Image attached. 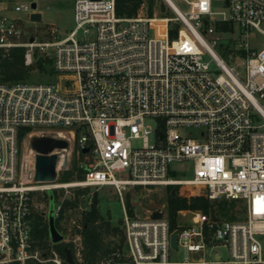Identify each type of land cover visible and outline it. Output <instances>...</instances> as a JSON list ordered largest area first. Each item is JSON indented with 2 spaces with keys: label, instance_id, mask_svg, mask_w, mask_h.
I'll list each match as a JSON object with an SVG mask.
<instances>
[{
  "label": "built area",
  "instance_id": "1",
  "mask_svg": "<svg viewBox=\"0 0 264 264\" xmlns=\"http://www.w3.org/2000/svg\"><path fill=\"white\" fill-rule=\"evenodd\" d=\"M9 1L0 0V51L24 48V63L35 70L36 55L50 57L53 47L54 76L0 82V264H66L53 243H36L30 215L34 191L69 186H111L119 195L123 243L96 264H264V212L255 203L264 197V40L255 49L249 42L250 28L264 39V0H181L185 10L154 0L151 13L144 0L132 17L116 14V0H72L74 28L46 42L7 13ZM38 1L13 11L32 21ZM225 23L232 29L219 27ZM224 36L236 40L226 58L217 50ZM34 135L68 143L48 153L57 156L53 181L34 179ZM72 153L83 178L57 183ZM184 162L192 177H174V165ZM161 186L187 198L240 200L244 218L189 208L171 217L166 202L129 213L127 188ZM154 210L161 218L150 217ZM73 232L64 242H72L75 264H84L81 234Z\"/></svg>",
  "mask_w": 264,
  "mask_h": 264
},
{
  "label": "rangeland",
  "instance_id": "2",
  "mask_svg": "<svg viewBox=\"0 0 264 264\" xmlns=\"http://www.w3.org/2000/svg\"><path fill=\"white\" fill-rule=\"evenodd\" d=\"M32 0H10L8 5L10 6L7 13L9 15L15 16L20 20L21 25L27 31V35L34 36L36 41L46 42L54 41L57 39H62L68 35V33L74 28L73 20V1L72 0H41L37 2L36 10L41 13V20L38 22H32L27 18V13L14 12L13 6L19 3H30ZM181 9H187L181 0H173ZM221 8L217 6L214 10H220ZM168 16H173L174 14L167 10L165 12ZM264 29V24H262ZM55 30V36L50 34V31ZM250 46L251 48H260L263 43V37L255 29H249ZM23 40H27L24 36ZM236 43V40H231L229 37L224 36L220 40V44L217 47L219 54L226 58L227 48ZM54 52V48L50 47L47 50V56L51 59ZM52 60V59H51ZM52 67V61H51ZM48 68V67H47ZM49 76L41 73L39 70H33L30 73L28 82L29 83H46L49 82ZM148 122L151 125H155L153 119H149ZM182 130H180L181 132ZM134 146L140 145L139 141L133 142ZM26 147V144H25ZM23 146V149H25ZM80 157L76 153H72L68 159V167L64 171L58 174L57 183L74 182L80 180L78 178L80 171ZM174 167L177 172L174 177L179 178H191L192 177V163L184 162L182 164H176ZM70 172L72 174H70ZM66 180V181H65ZM174 187H170L173 189ZM86 190L84 193L79 194L77 197L78 204L76 207L67 209L65 211L64 218L60 222L61 234H66L70 238H74L73 230H77L80 233V229H76V225L82 226V215L84 211L88 210L93 197L96 196L98 199V209L104 218L103 220L109 221L110 226H118L121 228V218H122V206L119 200V195L116 190L111 186L102 187H80V186H69L67 188H57L47 191L37 190L31 195L33 196V207L36 212L48 214L51 207H56L59 200L62 198H73L75 191ZM169 188L152 187V188H127L123 193V199L126 200L128 196L130 199V207L132 211L135 210L137 213L144 215L148 210H152L166 202V195ZM59 195L58 200L56 198H50V195ZM205 200V198H202ZM208 210L211 209V213L216 218H221L224 220H241L244 218V204L240 200H230V199H219L212 202L208 201ZM214 208V209H213ZM71 228V233H68V229ZM49 237V236H48ZM118 240L117 235L112 233L104 234V243L111 246L113 242ZM49 243H52L49 237ZM60 244V243H59ZM174 254L179 255V258L184 256L186 252L183 249H179Z\"/></svg>",
  "mask_w": 264,
  "mask_h": 264
},
{
  "label": "trees",
  "instance_id": "3",
  "mask_svg": "<svg viewBox=\"0 0 264 264\" xmlns=\"http://www.w3.org/2000/svg\"><path fill=\"white\" fill-rule=\"evenodd\" d=\"M144 0H116V14L118 16L132 17L134 16L140 5ZM149 12H152V6L154 0H146ZM222 29H232V26L225 23L222 26H219ZM175 33L173 30L170 31V36L174 37ZM24 48L17 47L11 49L8 53L0 51V82L11 85L15 83H29L28 79L31 71L34 70L33 66H28L24 63ZM51 59L48 57L37 56L35 60L36 69L41 73L49 76L51 81L54 76V70L51 67ZM48 67V68H47ZM26 130V129H24ZM21 132V136H22ZM78 136V134H77ZM79 179L83 178V170L80 168ZM70 174H72L70 172ZM66 181V180H65ZM86 190L75 191L74 197L64 198L61 203V210L59 217H55V226L60 230V222L64 218L65 211L67 209L76 207L78 204L77 197L79 194L84 193ZM171 189L166 195V204L168 212L171 217L174 216V213L178 209H202L203 212L208 210V199L206 197H191L187 198L186 196H178L176 194L172 195ZM53 198L58 200L59 195H54ZM202 198H205L202 199ZM130 198L127 196L125 200L126 208L129 213H132V208L130 207ZM31 225L32 233L36 240V243L41 247L49 246V231H48V219L47 215L43 213L36 212L32 208L31 215ZM99 209H98V199L96 196L93 197V200L90 204L88 210L84 211L82 215V226L80 229L82 249L81 255L84 264H96V262L105 254L110 251L120 248L123 243V234L122 229L118 226H110L109 221L103 220ZM122 222V219L120 220ZM112 233L113 235L118 236V240L113 242L111 246L104 243V234ZM63 245L71 248L74 253L72 242H61L60 244H54V247L58 250L59 254L65 258L63 253Z\"/></svg>",
  "mask_w": 264,
  "mask_h": 264
},
{
  "label": "water",
  "instance_id": "4",
  "mask_svg": "<svg viewBox=\"0 0 264 264\" xmlns=\"http://www.w3.org/2000/svg\"><path fill=\"white\" fill-rule=\"evenodd\" d=\"M32 8H36V4H31ZM32 21L38 22L41 20V13L33 12L30 16ZM207 23V21H205ZM35 68V66H33ZM30 147L35 151L34 157V168H35V181H53L56 177V154H48L54 148H67L68 143L66 140L62 138H57L51 135L38 136L34 135L31 137L29 141ZM84 150V152H86ZM67 164V159L64 160L62 168H65ZM172 195L175 194V190H172ZM50 198H53V194L50 195ZM162 212L158 210H154L150 217L152 219L161 218ZM48 231L49 237L53 244H59L64 241V236L59 232V230L55 226V218H54V207H51L48 214ZM171 243L173 246L176 245L175 234L171 236ZM63 253L65 256L66 264H75V260L73 257L72 249L63 245Z\"/></svg>",
  "mask_w": 264,
  "mask_h": 264
},
{
  "label": "snow or ice",
  "instance_id": "5",
  "mask_svg": "<svg viewBox=\"0 0 264 264\" xmlns=\"http://www.w3.org/2000/svg\"><path fill=\"white\" fill-rule=\"evenodd\" d=\"M256 211L264 212V197H257L256 199Z\"/></svg>",
  "mask_w": 264,
  "mask_h": 264
},
{
  "label": "bare ground",
  "instance_id": "6",
  "mask_svg": "<svg viewBox=\"0 0 264 264\" xmlns=\"http://www.w3.org/2000/svg\"><path fill=\"white\" fill-rule=\"evenodd\" d=\"M63 186V185H62Z\"/></svg>",
  "mask_w": 264,
  "mask_h": 264
}]
</instances>
